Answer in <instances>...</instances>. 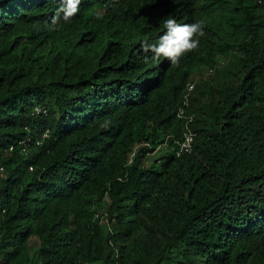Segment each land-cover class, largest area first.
Wrapping results in <instances>:
<instances>
[{
  "label": "trees",
  "instance_id": "obj_1",
  "mask_svg": "<svg viewBox=\"0 0 264 264\" xmlns=\"http://www.w3.org/2000/svg\"><path fill=\"white\" fill-rule=\"evenodd\" d=\"M61 2L0 0V264H264V0ZM167 18L204 21L178 66Z\"/></svg>",
  "mask_w": 264,
  "mask_h": 264
},
{
  "label": "clouds",
  "instance_id": "obj_2",
  "mask_svg": "<svg viewBox=\"0 0 264 264\" xmlns=\"http://www.w3.org/2000/svg\"><path fill=\"white\" fill-rule=\"evenodd\" d=\"M80 4L81 0H62L60 6L55 10V13L51 18L50 28L54 29L61 19L67 21L74 17L80 11ZM162 27L164 30L163 34L158 36L155 43H149L147 39L140 41L141 50L145 53L151 52V59L156 64H159L163 60H167L172 66H178L182 57L186 56L188 53L196 51L199 48L198 37L204 35V21L202 20L192 23H177L175 18H167L163 20ZM221 65H224V60H220L214 67L203 68L207 71L208 75L206 77L214 75L215 68ZM198 73L199 72H196L192 75L190 80H188L185 84L182 94V104L177 110V116L180 117L182 121V135L181 139L176 141V146L174 147L175 156H180L184 152H189L194 140L195 131L192 128L194 116L191 112H188V107L190 106L191 95L196 82L200 78H206L205 76H197ZM196 76L197 79H194ZM181 110L182 113H180ZM186 126L193 133L190 149L177 154L181 142L185 139V133L187 132ZM101 127H107V123L101 124ZM161 145L164 144H160L153 150V152L150 153L155 154ZM129 161H131V159H129Z\"/></svg>",
  "mask_w": 264,
  "mask_h": 264
},
{
  "label": "built area",
  "instance_id": "obj_3",
  "mask_svg": "<svg viewBox=\"0 0 264 264\" xmlns=\"http://www.w3.org/2000/svg\"><path fill=\"white\" fill-rule=\"evenodd\" d=\"M180 113H182V110L180 111ZM187 132L185 133V139L183 142H181L179 149L177 151V154H179L180 152L184 151V150H189L190 149V144L193 138V133L191 132V130L186 126Z\"/></svg>",
  "mask_w": 264,
  "mask_h": 264
},
{
  "label": "rangeland",
  "instance_id": "obj_4",
  "mask_svg": "<svg viewBox=\"0 0 264 264\" xmlns=\"http://www.w3.org/2000/svg\"><path fill=\"white\" fill-rule=\"evenodd\" d=\"M221 60H224V59H221ZM207 75L208 74H207L206 69L200 70L199 73L197 74V76H200V77H203V76L206 77ZM197 76H196V78L194 77V79H197ZM167 150H168L167 145H165V144L161 145L154 155L161 154L163 151H167Z\"/></svg>",
  "mask_w": 264,
  "mask_h": 264
}]
</instances>
